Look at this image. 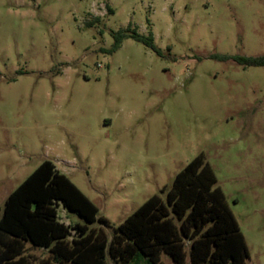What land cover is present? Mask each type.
I'll return each instance as SVG.
<instances>
[{
	"label": "rangeland",
	"instance_id": "obj_1",
	"mask_svg": "<svg viewBox=\"0 0 264 264\" xmlns=\"http://www.w3.org/2000/svg\"><path fill=\"white\" fill-rule=\"evenodd\" d=\"M214 56H264V0H0V208L50 160L117 227L203 154L264 264V67Z\"/></svg>",
	"mask_w": 264,
	"mask_h": 264
},
{
	"label": "trees",
	"instance_id": "obj_2",
	"mask_svg": "<svg viewBox=\"0 0 264 264\" xmlns=\"http://www.w3.org/2000/svg\"><path fill=\"white\" fill-rule=\"evenodd\" d=\"M111 36L110 53L124 39L156 51L152 40L135 29ZM213 58L264 67V56ZM216 183L213 169L199 154L176 174L170 186L112 227L52 161L44 160L0 208V264H109L108 260L162 264V255L174 264H187V259L189 264H246L245 238ZM59 207L74 212L83 223L63 224L58 219ZM28 246L44 250L47 257L30 255Z\"/></svg>",
	"mask_w": 264,
	"mask_h": 264
}]
</instances>
